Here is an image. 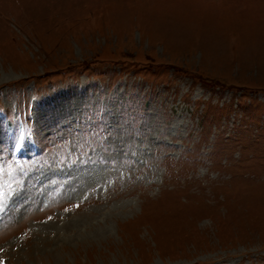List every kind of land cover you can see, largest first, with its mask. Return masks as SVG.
Masks as SVG:
<instances>
[{
  "label": "rangeland",
  "instance_id": "374dc122",
  "mask_svg": "<svg viewBox=\"0 0 264 264\" xmlns=\"http://www.w3.org/2000/svg\"><path fill=\"white\" fill-rule=\"evenodd\" d=\"M0 264H264V0H0Z\"/></svg>",
  "mask_w": 264,
  "mask_h": 264
}]
</instances>
